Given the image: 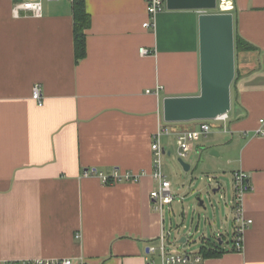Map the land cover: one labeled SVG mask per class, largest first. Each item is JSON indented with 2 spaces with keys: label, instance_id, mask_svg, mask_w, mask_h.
<instances>
[{
  "label": "crops",
  "instance_id": "obj_1",
  "mask_svg": "<svg viewBox=\"0 0 264 264\" xmlns=\"http://www.w3.org/2000/svg\"><path fill=\"white\" fill-rule=\"evenodd\" d=\"M16 1L0 0V264H162L149 248L162 234L169 251L175 244L166 208L156 210L151 199V145L166 123L164 98L200 93L202 11L167 8L148 28L145 0H86L91 24L77 61L73 0H46L41 16L16 15ZM222 10L233 12L235 35L252 46L236 49L229 131L213 124L193 141L188 161L205 156L213 170L246 172L252 190L241 205L253 223L241 251L219 232L218 242L204 234L199 250L177 252L203 255L206 246L218 254L200 264H264V0H232ZM36 84L41 106L32 97ZM167 126L162 144L170 155L178 133L200 122ZM88 169L140 180L106 184L85 176Z\"/></svg>",
  "mask_w": 264,
  "mask_h": 264
},
{
  "label": "built area",
  "instance_id": "obj_2",
  "mask_svg": "<svg viewBox=\"0 0 264 264\" xmlns=\"http://www.w3.org/2000/svg\"><path fill=\"white\" fill-rule=\"evenodd\" d=\"M46 0H17L13 7V12L19 15L22 12L30 13L34 16H41L43 13V4ZM147 5L148 20L144 22V26L152 28L156 26L158 15L167 9V0H145ZM220 2V7L228 10L231 1L223 0ZM143 54H149L150 50L147 48L142 49ZM33 99L38 105H43L44 94L42 91L41 84H36L32 92ZM215 121H221L223 123V129L228 132V120L229 112L218 116ZM210 120H201L200 127L198 130H185L177 135V151L179 158L185 159L188 157L191 145L194 140L200 136H207L213 127ZM263 121V120H261ZM171 129L167 126V122L160 126L159 130L153 134L152 141V152H153V170L152 177L155 182V187L151 192V199L153 207L156 210L163 211L166 205H171L176 200V194L173 190L172 182L166 176L163 170V156L166 153L165 147L162 144V138L164 135L170 134ZM260 134H264V130H259ZM85 176L96 175L99 176L102 181L106 184L121 182V181H132L136 182L140 180L138 173L127 171L121 173L118 169H113L111 173L99 171L97 169H88L84 172ZM234 191L235 197L232 201V206L235 210L236 226L234 231V248L237 251L243 250L244 247V234L247 228L253 223L252 219H247L244 215L242 207V199L244 195L252 190V184L249 179V175L243 170L234 172ZM149 252L160 256L162 264H200L204 261V257L198 253L191 252H171L167 248V237L162 234L160 237L159 246H151ZM151 263H155V259L151 260ZM6 264H75L72 258H63L57 260H23L8 262Z\"/></svg>",
  "mask_w": 264,
  "mask_h": 264
},
{
  "label": "water",
  "instance_id": "obj_3",
  "mask_svg": "<svg viewBox=\"0 0 264 264\" xmlns=\"http://www.w3.org/2000/svg\"><path fill=\"white\" fill-rule=\"evenodd\" d=\"M217 7L218 0H167L169 10L202 11L199 16L201 90L196 95L165 97L163 118L167 123L212 120L232 108V85L236 77L234 14L212 11ZM179 161L186 170L191 169L184 159ZM221 188L219 185L213 192Z\"/></svg>",
  "mask_w": 264,
  "mask_h": 264
},
{
  "label": "rangeland",
  "instance_id": "obj_4",
  "mask_svg": "<svg viewBox=\"0 0 264 264\" xmlns=\"http://www.w3.org/2000/svg\"><path fill=\"white\" fill-rule=\"evenodd\" d=\"M220 2L218 0V7L212 11H223L219 7ZM209 122L220 123L215 120ZM167 148H171L172 153L163 156V167L176 194V200L171 204L172 209L169 210L170 205L165 206L166 226L169 229L172 225L170 238L175 244L170 249L175 252L186 249L197 251L204 234L218 242L219 232L225 233L231 243H234L233 222L236 214L232 206L235 197L232 172L229 169L226 172L213 170L212 165L208 167L205 163V156H198L194 162H189V157L185 158L191 164V169L186 170L179 161L175 142ZM208 154L210 155V151ZM218 182L222 183V188L213 192L219 186ZM227 230L230 234L226 233ZM183 236L189 240L187 247L179 242ZM158 255L156 258L160 259Z\"/></svg>",
  "mask_w": 264,
  "mask_h": 264
},
{
  "label": "trees",
  "instance_id": "obj_5",
  "mask_svg": "<svg viewBox=\"0 0 264 264\" xmlns=\"http://www.w3.org/2000/svg\"><path fill=\"white\" fill-rule=\"evenodd\" d=\"M74 16H75V45H76V57L77 61L83 58L86 54V29L91 24V15L87 10L86 0H73ZM236 49L244 48L248 49L251 44L245 41L240 35H235ZM236 250L235 248H233ZM203 256H214L218 252L203 246L201 248Z\"/></svg>",
  "mask_w": 264,
  "mask_h": 264
}]
</instances>
